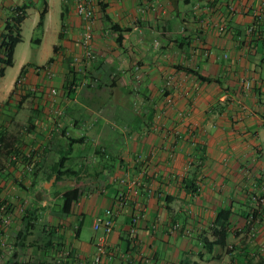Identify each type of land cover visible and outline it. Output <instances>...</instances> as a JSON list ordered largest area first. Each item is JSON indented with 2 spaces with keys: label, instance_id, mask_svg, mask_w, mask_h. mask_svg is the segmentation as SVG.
<instances>
[{
  "label": "crops",
  "instance_id": "obj_1",
  "mask_svg": "<svg viewBox=\"0 0 264 264\" xmlns=\"http://www.w3.org/2000/svg\"><path fill=\"white\" fill-rule=\"evenodd\" d=\"M78 1L61 0L50 54L18 61L22 38L0 76V264H97L121 191L103 264H264V0H88L91 58ZM22 5L40 15L0 0V34Z\"/></svg>",
  "mask_w": 264,
  "mask_h": 264
},
{
  "label": "built area",
  "instance_id": "obj_2",
  "mask_svg": "<svg viewBox=\"0 0 264 264\" xmlns=\"http://www.w3.org/2000/svg\"><path fill=\"white\" fill-rule=\"evenodd\" d=\"M76 13L82 21V33H81V45L85 51V55L89 58L93 57L92 41L94 34V20H95V10L93 5L88 0H79L76 5ZM77 62V58L73 59V65ZM39 70L46 71L48 75L51 73L50 67L48 65L40 66ZM50 76V75H49ZM22 79L19 82L22 83ZM53 93H56V89H52ZM13 159H17V155H13ZM130 204V197L127 192L121 191L117 194L115 203L112 207L106 209L104 215L97 217L94 227L95 229H101L102 234L96 241V251H95V262L97 264H103L104 261L111 257V253L108 248L107 236L114 229L116 216L125 207ZM8 215L6 204L0 200V221L4 223L7 222L6 216ZM140 217L139 213L135 214L134 222ZM132 231H135L132 229ZM4 239L0 238V245L4 246Z\"/></svg>",
  "mask_w": 264,
  "mask_h": 264
},
{
  "label": "trees",
  "instance_id": "obj_3",
  "mask_svg": "<svg viewBox=\"0 0 264 264\" xmlns=\"http://www.w3.org/2000/svg\"><path fill=\"white\" fill-rule=\"evenodd\" d=\"M42 1V8L40 9V15L39 20L36 26V29L39 33L43 32L44 24H45V18L46 13L48 11V1L47 0H41ZM100 4L102 8H104L105 4L103 0H100ZM25 6H18L11 18L6 22L3 33L0 34V76H3L5 73V69L7 66H12L14 63V52L16 45L22 41V23L25 19ZM112 27H117L116 24H113ZM33 41L37 42L40 41V37L33 38ZM54 49H57V46L54 47ZM52 59H49L51 61ZM48 61V62H49ZM26 67H23L22 71L24 72ZM201 78H205L200 76ZM65 160V157H61L59 161L56 164V171L57 173V179L60 178V173H66L68 170L61 171V167H63V162ZM80 190L78 188H73L65 191L63 193V204H62V211L64 213H68L71 207V204L73 201L78 199V196L80 195ZM219 216L221 218H224L228 216V211L224 212L221 211L219 213ZM226 233L222 232L220 234V243L223 244L224 239H222V236H224Z\"/></svg>",
  "mask_w": 264,
  "mask_h": 264
},
{
  "label": "rangeland",
  "instance_id": "obj_4",
  "mask_svg": "<svg viewBox=\"0 0 264 264\" xmlns=\"http://www.w3.org/2000/svg\"><path fill=\"white\" fill-rule=\"evenodd\" d=\"M51 10L48 16V28L45 41L42 45H38L35 41L31 42V38L41 37V33L35 30L39 19V11L33 7L28 9L27 18L22 23L23 41L18 47V61L23 56L31 57L33 60L40 61L43 56L52 52L53 42L57 41L56 27H60L61 17V0H48ZM54 34V35H53ZM17 64L8 69L4 79L1 80L2 85H8L16 75Z\"/></svg>",
  "mask_w": 264,
  "mask_h": 264
}]
</instances>
